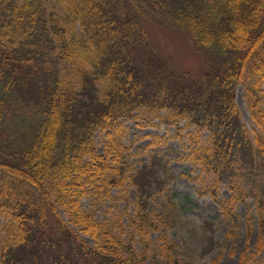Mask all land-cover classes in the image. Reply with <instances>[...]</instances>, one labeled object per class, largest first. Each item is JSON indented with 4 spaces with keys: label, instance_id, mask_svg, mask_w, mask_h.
<instances>
[{
    "label": "trees",
    "instance_id": "1",
    "mask_svg": "<svg viewBox=\"0 0 264 264\" xmlns=\"http://www.w3.org/2000/svg\"><path fill=\"white\" fill-rule=\"evenodd\" d=\"M47 3L0 0V264H182L165 232L179 209L172 176L159 175L167 162L153 154L134 168L127 119L174 125L171 137L188 138L185 159L204 181L197 192L219 204L228 238L241 229L239 201L254 198L239 264H264V0H62V13ZM145 5L223 63L201 75L179 70L150 41ZM247 81L253 130L236 102ZM147 136L148 147L170 139ZM225 184L228 198L219 196ZM107 201L106 214L117 213L99 220ZM149 226L163 229L155 251ZM256 228L257 251L248 252Z\"/></svg>",
    "mask_w": 264,
    "mask_h": 264
},
{
    "label": "rangeland",
    "instance_id": "2",
    "mask_svg": "<svg viewBox=\"0 0 264 264\" xmlns=\"http://www.w3.org/2000/svg\"><path fill=\"white\" fill-rule=\"evenodd\" d=\"M48 12L62 13V0H48ZM146 16V25L150 34V41L155 45L164 58L168 59L181 71L189 70L194 75H201L211 66H219L225 60L217 53L201 54L197 51L192 36L177 26L167 15L155 10L149 5H145L143 10ZM249 82L242 83L237 87L236 102L241 109L242 119L250 130L255 127L248 110L246 101L245 88ZM159 123V119L153 120ZM185 122V121H183ZM126 126L128 130L125 142L130 145L132 156L130 162L134 168H141L144 163H150L153 154H159L167 162L166 166L159 167V175L167 178L170 174L172 177L167 181L166 187L170 192L177 193L179 201L176 223L170 228H166L168 237L177 244L180 252V260L182 264H239L242 252L247 245V213L251 211V207L255 206L253 197H247L244 201H239L237 211L240 214L241 229L237 237H227L229 222L225 221V217L220 211L219 204L215 202L209 195H199L197 189L204 185V181L196 179L201 173V166H197L190 160L185 159L188 153L189 140L184 137H171L176 132V127L169 124H161L155 126L146 119H127ZM197 127L192 125L184 130L195 131ZM159 134L170 137L167 144H159L148 147L147 144L151 138L147 135ZM209 136V131H203V140ZM99 143V150L103 151V135L95 136ZM136 171H133L135 173ZM187 174L188 176H182ZM206 177V176H205ZM129 199L134 201L137 198L138 191L128 182ZM232 191L225 184L220 192V197L228 198ZM118 194V190L114 191ZM94 201L87 197L82 200L85 208L91 206ZM111 201L102 204L97 210V218L99 220H111L113 214L117 212L113 210L111 214H106L108 208L112 205ZM123 205V204H122ZM134 205L129 208L132 213ZM63 215H65L61 208ZM213 222V230L209 229L206 222ZM123 223L128 227V219L123 218ZM149 237L153 242V251L156 250L160 243V236L163 229H155L151 226L147 229ZM210 235H213L216 242L210 241ZM257 228L251 236L249 242L250 248L248 252L257 251L258 240ZM87 241L94 243L93 239L84 235ZM140 242L136 241V246ZM264 253L257 255V260L262 261ZM161 261L164 257L158 256ZM218 259V260H216ZM151 260V257L148 258ZM216 260V261H215ZM161 264V263H158ZM252 264V263H251Z\"/></svg>",
    "mask_w": 264,
    "mask_h": 264
}]
</instances>
